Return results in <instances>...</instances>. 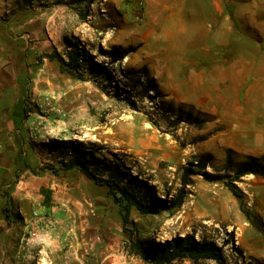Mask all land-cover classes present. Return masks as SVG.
I'll return each instance as SVG.
<instances>
[{
	"label": "rangeland",
	"instance_id": "374dc122",
	"mask_svg": "<svg viewBox=\"0 0 264 264\" xmlns=\"http://www.w3.org/2000/svg\"><path fill=\"white\" fill-rule=\"evenodd\" d=\"M1 1L9 33L26 40L32 56L24 77L23 117L34 164L31 173L42 179L29 182L26 217L16 219L15 206L10 221L0 217V264H148L129 250L119 208L107 189L78 170L63 169V161L85 154L91 155L95 175L107 178L122 163L161 199L176 193L190 163H206L209 177L189 178L184 203L174 214L143 216L131 210L135 225L128 228L134 241L153 248L154 243L193 235L196 241L220 248L223 264H264V178L241 179L237 186L244 195L242 205L221 181L208 180L232 175L246 161L249 148L198 107L166 99L150 87L143 77L146 65L140 61L147 44L141 35L144 3L139 7L137 0H91L88 6L76 0ZM211 26L204 30L210 33ZM77 42L111 76H102L92 63L72 71L56 58L48 59L56 53L67 61L69 48ZM110 52L121 60L112 63ZM123 90L130 93L135 109L121 99ZM189 110L192 117L187 116ZM194 117L205 121L201 127ZM38 121L41 126L35 129ZM228 151L233 159L229 170ZM32 212L46 220L30 222Z\"/></svg>",
	"mask_w": 264,
	"mask_h": 264
},
{
	"label": "crops",
	"instance_id": "0c3cea01",
	"mask_svg": "<svg viewBox=\"0 0 264 264\" xmlns=\"http://www.w3.org/2000/svg\"><path fill=\"white\" fill-rule=\"evenodd\" d=\"M143 1L147 44L138 57L151 86L217 120L247 144L248 157L264 156V0ZM3 7L0 0V217L8 199L26 217L29 182L42 179L31 173L23 117L32 56L26 40L9 33Z\"/></svg>",
	"mask_w": 264,
	"mask_h": 264
},
{
	"label": "trees",
	"instance_id": "16d2710c",
	"mask_svg": "<svg viewBox=\"0 0 264 264\" xmlns=\"http://www.w3.org/2000/svg\"><path fill=\"white\" fill-rule=\"evenodd\" d=\"M79 4L88 6L91 0H76ZM134 48L133 50H135ZM111 62L116 63L121 60L116 52L109 54ZM67 61L59 54H51L49 60L55 58L60 62L61 66L68 67L72 71L81 70L82 66L87 63H92L100 68L101 75L111 76L109 69L106 66H101L94 60V56L80 42L74 43L67 52ZM143 77L148 81L147 69L143 68ZM153 87V86H150ZM155 90V88L153 87ZM149 91H152L150 89ZM121 99L126 102L132 109L135 105L131 102L130 93L126 90L121 91ZM26 114V108L23 107V116ZM187 116L192 117V111L187 112ZM198 127L205 122L197 117L192 118ZM231 151L226 154L225 167L229 170L233 166ZM90 154H85L82 158L71 157L68 161H63L62 167L65 171L78 170L87 179L94 182L97 186L105 187L107 195L112 199L113 203L119 208L122 220V230L128 235L129 250L140 257L148 264H172L175 261L189 259L192 264H202L206 261H212L216 264H223L224 258L220 248L214 243L206 240L196 241L193 235L177 237L171 241H166L163 244H155L153 248L144 245L142 242L134 241L132 230L128 226L135 225L130 220V213L135 209L140 215L151 216L161 213L174 214L182 207L186 198V187L189 185V178L194 175L207 176L205 174L206 163L197 161L196 164L190 163V168L186 169L182 175L181 186L176 193L171 197L164 199L158 198L155 189L148 184L147 181L140 180L137 176H133L124 164H116L108 174L107 178L99 177L90 169ZM123 168V170H121ZM53 173L58 170L49 168ZM232 175L226 174L218 176L209 181H221L227 189L243 204V192L237 186L241 179L247 175H255L264 178V156L260 158L248 157L246 161L241 163L232 171ZM12 201L7 200L2 214L10 221ZM15 218L21 220L19 213L15 214Z\"/></svg>",
	"mask_w": 264,
	"mask_h": 264
},
{
	"label": "built area",
	"instance_id": "2783aa9c",
	"mask_svg": "<svg viewBox=\"0 0 264 264\" xmlns=\"http://www.w3.org/2000/svg\"><path fill=\"white\" fill-rule=\"evenodd\" d=\"M137 2H138L139 7L142 6V3H143L142 0H137ZM35 125H36L35 129H37V128H39V126H41V122L38 121V122H36ZM45 220H46V218L40 216L37 212H32V214L30 215V218H29V221L34 222V223H43V221H45ZM25 223H27V220H25Z\"/></svg>",
	"mask_w": 264,
	"mask_h": 264
}]
</instances>
